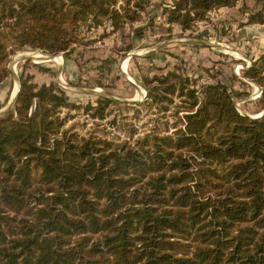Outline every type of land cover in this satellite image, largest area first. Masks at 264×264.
<instances>
[{
  "label": "trees",
  "instance_id": "obj_1",
  "mask_svg": "<svg viewBox=\"0 0 264 264\" xmlns=\"http://www.w3.org/2000/svg\"><path fill=\"white\" fill-rule=\"evenodd\" d=\"M172 1L168 21L190 30L239 0ZM254 1L247 24L264 25ZM149 3L0 0V87L18 50L68 55L83 24L117 32ZM244 76L263 88L264 110V51ZM32 79L21 76L16 110L0 117V264H264V115L240 112L220 82L200 91L171 69L144 83L146 105L174 107L176 129L117 142L65 128L62 109L81 106ZM118 103L82 108L103 120Z\"/></svg>",
  "mask_w": 264,
  "mask_h": 264
},
{
  "label": "rangeland",
  "instance_id": "obj_2",
  "mask_svg": "<svg viewBox=\"0 0 264 264\" xmlns=\"http://www.w3.org/2000/svg\"><path fill=\"white\" fill-rule=\"evenodd\" d=\"M172 4V0H150L141 21L115 33L106 30L108 26L97 31L83 24L78 31L80 42L68 55L29 47L18 50L10 57L11 75L0 87V110L12 101L25 74L39 85L57 84L70 102L81 106L63 108L61 116H67L65 128L83 136L94 134L118 142L133 141L152 129L172 133L174 107L164 113L149 108L144 78L173 69L195 80L200 91L205 83L224 84L245 115L264 113L259 103L263 88L244 76L264 51V25L247 24L256 2L239 0L235 6L212 9L190 30L168 21L166 11ZM32 54L52 60L40 62ZM60 55L63 61L53 60ZM100 97L119 103L109 105L105 119H92L82 107L97 104ZM131 99L135 100L126 101Z\"/></svg>",
  "mask_w": 264,
  "mask_h": 264
},
{
  "label": "water",
  "instance_id": "obj_3",
  "mask_svg": "<svg viewBox=\"0 0 264 264\" xmlns=\"http://www.w3.org/2000/svg\"><path fill=\"white\" fill-rule=\"evenodd\" d=\"M19 90H20V82H19V87H18V91L17 93L14 95L12 101L5 107L3 108L2 110H0V117L5 115L8 111L10 110H16V103H17V99H18V94H19ZM135 99H131V100H126V101H134ZM264 113H262L261 115L257 116V117H253V118H259L261 116H263Z\"/></svg>",
  "mask_w": 264,
  "mask_h": 264
},
{
  "label": "bare ground",
  "instance_id": "obj_4",
  "mask_svg": "<svg viewBox=\"0 0 264 264\" xmlns=\"http://www.w3.org/2000/svg\"><path fill=\"white\" fill-rule=\"evenodd\" d=\"M226 50H228V49H226ZM32 57L33 58H35V59H37L38 61H40V62H42V61H51L52 59L51 58H49V57H46V56H42V55H39V54H32ZM54 58V57H53ZM59 58L60 59H53V60H56V61H59L60 62V60H62L63 61V57L60 55L59 56ZM14 70V69H13ZM18 87H19V85H17V87H16V89L14 90V93H13V97H14V95L16 94V92L18 91Z\"/></svg>",
  "mask_w": 264,
  "mask_h": 264
},
{
  "label": "crops",
  "instance_id": "obj_5",
  "mask_svg": "<svg viewBox=\"0 0 264 264\" xmlns=\"http://www.w3.org/2000/svg\"><path fill=\"white\" fill-rule=\"evenodd\" d=\"M107 26H108V27H107ZM106 27H107V30H108V29H111V27H110L109 24H107ZM102 29L105 30V27L103 26V27L94 28V30H97V31H101ZM108 31H109V30H108ZM113 33H115V32H113ZM18 85H19V83H18Z\"/></svg>",
  "mask_w": 264,
  "mask_h": 264
}]
</instances>
